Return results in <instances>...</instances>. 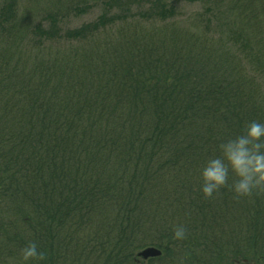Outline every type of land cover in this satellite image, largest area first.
I'll return each mask as SVG.
<instances>
[{"label":"trees","instance_id":"1","mask_svg":"<svg viewBox=\"0 0 264 264\" xmlns=\"http://www.w3.org/2000/svg\"><path fill=\"white\" fill-rule=\"evenodd\" d=\"M33 1L0 0V264L264 261V194L200 192L264 124V0Z\"/></svg>","mask_w":264,"mask_h":264},{"label":"clouds","instance_id":"2","mask_svg":"<svg viewBox=\"0 0 264 264\" xmlns=\"http://www.w3.org/2000/svg\"><path fill=\"white\" fill-rule=\"evenodd\" d=\"M217 154L209 156L200 169V192L210 198L228 183L229 172L234 179L231 191L237 197H248L255 192L264 194V124L250 122L242 134L225 138L216 146ZM186 230L182 224L174 227L173 240H184ZM46 255L38 251L35 242L20 249V261L11 264H42Z\"/></svg>","mask_w":264,"mask_h":264},{"label":"rangeland","instance_id":"3","mask_svg":"<svg viewBox=\"0 0 264 264\" xmlns=\"http://www.w3.org/2000/svg\"><path fill=\"white\" fill-rule=\"evenodd\" d=\"M31 0H23V4H27L28 2H30ZM37 1H39V2H41V3H43V0H34L33 1V3L34 4H36V2ZM22 6V5H21ZM92 18V16L90 15L89 17H88V19H91ZM82 20H84V18L83 19H81V20H76V21H74V24L73 25H77V24H79V23H81V21ZM180 25L182 26H186V23H180ZM144 248H146V247H144ZM143 249V248H142ZM142 249H140V250H142ZM139 250V251H140ZM159 250V249H158ZM139 251H137V253L139 252ZM160 251V250H159ZM251 255V254H250ZM160 256V255H159ZM139 259H142V260H144L142 257H140V256H137ZM250 259L251 260H249L250 262H249V264H263L264 263V261H262V260H259L258 261V259H254V256L252 255V256H250ZM242 262H237V263H235V264H241Z\"/></svg>","mask_w":264,"mask_h":264},{"label":"water","instance_id":"4","mask_svg":"<svg viewBox=\"0 0 264 264\" xmlns=\"http://www.w3.org/2000/svg\"><path fill=\"white\" fill-rule=\"evenodd\" d=\"M160 255V251L154 247H146L137 253V256L147 259L149 257H156Z\"/></svg>","mask_w":264,"mask_h":264}]
</instances>
